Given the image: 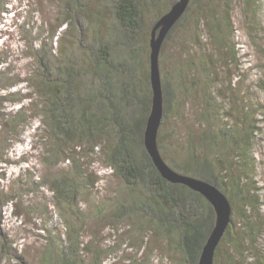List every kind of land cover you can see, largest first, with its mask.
I'll list each match as a JSON object with an SVG mask.
<instances>
[{
  "label": "trees",
  "instance_id": "trees-1",
  "mask_svg": "<svg viewBox=\"0 0 264 264\" xmlns=\"http://www.w3.org/2000/svg\"><path fill=\"white\" fill-rule=\"evenodd\" d=\"M176 1L102 0V15L97 16L89 13L86 0H65L63 24L69 26L71 23L74 27H67L60 39L74 32V41H63L55 48L52 43L42 40L34 54V69L29 79L16 80L9 72L0 70V93L27 82L28 88L34 91L23 100L38 98L33 112L25 107L7 112L5 104L19 102L14 96L20 93L0 94V108L3 106L0 128L9 132L6 144L13 141L16 130L22 129L23 132L30 120L38 116L42 125L40 129L45 132L42 142L46 145L47 162L56 166L69 161L73 165L71 172L51 174L38 182L39 186H48L54 192L55 206L64 217L66 229L65 241L61 243L62 233L49 231L43 264H102L101 258L107 254L102 248L91 249L85 243L84 227L79 224L84 220L80 209L82 197L93 186L92 173L82 159L90 153L96 154L97 150L122 186V195L113 203V216L117 221L132 222L139 230L150 226L155 234L168 240L170 249L181 256L183 264H198L215 225V209L201 193L166 180L156 168L144 142L153 103L150 76L152 30ZM245 1L251 9L259 2ZM221 2L191 0L163 44L160 65L165 113L158 141L162 155L176 171L216 184L229 197L235 215L239 212L242 218L243 227L239 230L233 229L232 225L227 229L216 251L215 264H264V251L250 253L264 233V225L259 227L253 219L254 212H250L253 209L260 214V196L249 179L233 174L230 154L223 148L235 145L241 152L243 166L247 164L244 172H249L252 164L249 145L256 127L255 123L247 122L249 105L243 108L248 115L240 117L238 124L232 126L225 122L226 126L216 130L214 123H219L224 111L219 107L218 97L208 89L205 90L204 108L198 117L204 127L200 135L189 131L186 141L171 148L174 156L168 159L163 146L165 139L160 134L171 114L183 115L187 101L197 91L196 80H199L195 73L198 66L195 57L183 58L188 53L183 42L186 39L181 41L183 45L174 53L171 63L166 64L169 44L176 43L183 31L194 33L193 43L197 47L202 45L204 38L217 52L228 48L234 50L236 46L231 4ZM107 9L112 15L106 25L104 12ZM55 35L54 31L52 42ZM236 57L234 52V61H237ZM32 78L35 86L31 84ZM224 119L220 120L221 123ZM15 134L19 137L22 133ZM10 147L4 149V160ZM18 183L21 187L22 180L18 179ZM237 202L242 209L238 208ZM98 213L102 216L103 207L99 206ZM5 244L8 245L6 240L1 246L0 257L4 253L3 257L12 259L13 245L6 248ZM84 251L93 254L88 262L82 258ZM20 259L23 258L20 256ZM22 264H26L25 261L22 260Z\"/></svg>",
  "mask_w": 264,
  "mask_h": 264
},
{
  "label": "rangeland",
  "instance_id": "rangeland-1",
  "mask_svg": "<svg viewBox=\"0 0 264 264\" xmlns=\"http://www.w3.org/2000/svg\"><path fill=\"white\" fill-rule=\"evenodd\" d=\"M86 1L90 14L102 15V0ZM224 1L231 4L235 27L234 50L228 48L224 52H217L207 38H204L201 41L202 45L197 47L193 43L194 33L183 31L175 40L176 43L169 44L166 64L171 63L172 56L174 57V53L183 45L181 41L186 39L183 42L187 45L188 53L184 54L183 58L195 57L193 59L198 64L195 73L199 80H196L197 91L187 101L188 106L183 115L171 114L160 134L165 139L163 146L168 159L174 156L171 148L186 141L189 131L200 135L204 127H201L198 117L204 108L205 90L208 89L218 97L219 107L224 111L222 114L224 117L219 118V123H214L216 130L221 129L225 122L232 126L238 124L240 117L248 115L243 108L249 105L247 122L256 124L249 145L252 163L249 172H244L243 168H247V164L243 166L241 152L235 145L223 148L230 154L233 174L244 180L249 179L250 185L255 187L257 195L260 196V214L253 209H250V212H254L253 219L257 225L263 227L264 0H259L257 7L253 9L245 0ZM219 2L222 3L221 0ZM64 6L65 0H0L1 71L9 72L16 80L29 79L34 69V54L42 40L47 44L52 43L55 48L63 41H74L76 38L74 32L60 39L67 27H74L71 23L69 26L63 24L66 17ZM104 14V24L107 25L111 19V10L107 9ZM56 27H60L59 30ZM54 31L56 35L52 42ZM234 52L237 53V61L232 58ZM32 83L36 85L35 80L31 81ZM28 87L27 82L20 83L0 93L6 94L9 91L20 93L14 96L19 98V102L5 104L7 112H16L22 107L34 111L37 96L23 100L30 92L32 93L33 88ZM221 119H224L222 123ZM40 128H42L40 117H33L23 132L22 129L15 131L18 134L22 133L19 137L15 133L11 135L13 138L11 147V143L6 144L9 132L0 128V249L4 240L8 242V245L5 244L6 248L13 245L12 259L3 257L2 253L0 257L2 264H22V260L26 264H43L45 242L50 230L56 234L61 232L60 243L65 241V220L55 206L54 192L48 186H39L38 182H41L42 178L50 177L51 174L71 172L73 165L69 161L60 162L56 166L47 162L44 154L46 145L42 142L45 132ZM8 146L9 152L4 160L2 155ZM82 161L92 173L93 186L82 197L80 209L84 220L79 224L82 223L84 227L85 243L89 244L91 249L100 247L106 251L107 254L101 258L102 264H183L181 256L170 249L168 240L155 234L150 226L139 230L134 223L117 221L113 216L114 199L122 195V186L118 178L112 174V170L104 164L100 151L86 155ZM18 179L22 180L21 187ZM2 193H5L4 197ZM237 204L238 208H243L239 202ZM99 206L104 209L102 216L98 213ZM238 214L235 215L233 208L231 225L236 230L243 227L242 218ZM253 247V250H250L252 254L254 251V254L264 251V233ZM20 256L23 259H20ZM92 256L88 251L82 254V258L87 262ZM219 258L222 259V256Z\"/></svg>",
  "mask_w": 264,
  "mask_h": 264
},
{
  "label": "water",
  "instance_id": "water-1",
  "mask_svg": "<svg viewBox=\"0 0 264 264\" xmlns=\"http://www.w3.org/2000/svg\"><path fill=\"white\" fill-rule=\"evenodd\" d=\"M191 0H177L156 22L151 37V84L153 103L145 130V147L160 174L172 183H180L201 193L214 207L215 225L203 247L198 264H215L216 251L231 225L233 205L227 194L216 184L176 171L164 158L159 147V131L164 119L165 101L160 56L163 44L176 23L186 12Z\"/></svg>",
  "mask_w": 264,
  "mask_h": 264
}]
</instances>
